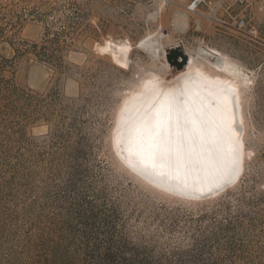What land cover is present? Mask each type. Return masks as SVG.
Instances as JSON below:
<instances>
[{
  "label": "rangeland",
  "instance_id": "rangeland-1",
  "mask_svg": "<svg viewBox=\"0 0 264 264\" xmlns=\"http://www.w3.org/2000/svg\"><path fill=\"white\" fill-rule=\"evenodd\" d=\"M190 1L0 0V47L54 39L63 65L27 54L16 66L14 85L59 100L56 121L19 117L0 128V264H53L57 242L76 264H103L108 252L111 264H264V0L214 14L188 10ZM240 18L242 32L233 28ZM200 48L227 56L251 81L240 92L238 180L186 199L128 169L113 128L145 78L170 83L189 56L208 67ZM77 143L85 153L72 169L67 151Z\"/></svg>",
  "mask_w": 264,
  "mask_h": 264
},
{
  "label": "bare ground",
  "instance_id": "bare-ground-1",
  "mask_svg": "<svg viewBox=\"0 0 264 264\" xmlns=\"http://www.w3.org/2000/svg\"><path fill=\"white\" fill-rule=\"evenodd\" d=\"M143 44L147 49L151 47L149 40H145ZM173 49L179 51L180 47L174 46ZM202 52H205L204 48L199 49V54ZM205 53L210 56V58H205L208 67L197 64L196 58L193 60L191 56L188 59L184 57L186 65L172 82L166 83L162 77L156 74L141 81L136 89L124 97L113 128V145L124 165L129 167L128 169H132L151 186L167 194L186 199H203L223 191L236 183L243 167L244 108L240 92L241 88L249 85L251 78L239 64L222 53L214 50H207ZM229 86L235 89L238 100L233 97V101L228 107L227 122L234 121L236 131L233 134L239 136V143L242 144V149H239L237 153L240 161L239 174L235 175L234 180L224 182L220 187L209 190L212 183L218 178V173L213 169L199 170L200 166L197 165L198 170L192 171L187 176L183 173L178 176L173 173L169 178L167 172L158 175L151 169L145 170L138 163V157L134 155L130 138L126 135L125 121L134 118L137 112H143L149 104L158 106L165 95L178 100L184 107L199 108L205 114L215 115L223 107V98L219 96V92ZM157 94H159V100L154 99ZM154 112L155 108L149 115H153ZM193 141L199 150L198 136H194Z\"/></svg>",
  "mask_w": 264,
  "mask_h": 264
},
{
  "label": "snow or ice",
  "instance_id": "snow-or-ice-1",
  "mask_svg": "<svg viewBox=\"0 0 264 264\" xmlns=\"http://www.w3.org/2000/svg\"><path fill=\"white\" fill-rule=\"evenodd\" d=\"M223 107L213 115L199 108L184 107L178 100L164 96L159 105L149 104L143 112L125 121L126 135L134 155L143 168L158 175L166 172L185 176L192 171L215 170L218 178L209 188L220 187L239 174L238 151L242 149L234 121L227 122L228 107L236 97L230 86L221 89ZM159 94L154 99L159 100ZM238 100V97H236ZM155 108L153 115H149ZM198 136L199 150L193 137Z\"/></svg>",
  "mask_w": 264,
  "mask_h": 264
},
{
  "label": "trees",
  "instance_id": "trees-1",
  "mask_svg": "<svg viewBox=\"0 0 264 264\" xmlns=\"http://www.w3.org/2000/svg\"><path fill=\"white\" fill-rule=\"evenodd\" d=\"M47 32L48 29L45 30L44 36H47ZM1 33L0 28V35ZM7 43L9 54L3 53L8 48L0 47V128H6L19 117L21 121H36L38 119L47 122L56 121L58 92L51 90L42 97L38 93L33 94L20 89L12 83V80L19 60L27 54H31L41 62L62 68V59L58 56V53L62 50V45L50 38L44 39L43 44L26 40L18 42L17 45L11 41H7ZM174 57H176L175 54ZM82 145L84 144L77 143V146L67 151V155L71 160L69 167L72 169L75 168L74 164L85 153ZM60 163H63V161ZM62 248L59 242L53 246L51 250L53 264H76V259L74 258L71 262V257ZM113 259L114 255L108 252L103 256L102 261L103 264H111Z\"/></svg>",
  "mask_w": 264,
  "mask_h": 264
},
{
  "label": "built area",
  "instance_id": "built-area-1",
  "mask_svg": "<svg viewBox=\"0 0 264 264\" xmlns=\"http://www.w3.org/2000/svg\"><path fill=\"white\" fill-rule=\"evenodd\" d=\"M247 0H191L187 5V9L193 12L204 13H229L234 10L244 11ZM237 6V7H235ZM214 20L219 21L223 24H227L224 20L216 18L213 16ZM244 19L240 18L237 20L233 26L236 30L242 32V27L244 26ZM252 28V26H250Z\"/></svg>",
  "mask_w": 264,
  "mask_h": 264
}]
</instances>
